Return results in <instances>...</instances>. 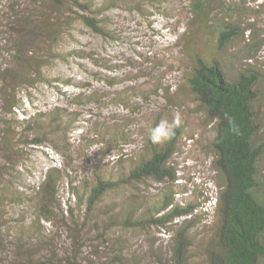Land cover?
<instances>
[{"label":"rangeland","instance_id":"1","mask_svg":"<svg viewBox=\"0 0 264 264\" xmlns=\"http://www.w3.org/2000/svg\"><path fill=\"white\" fill-rule=\"evenodd\" d=\"M212 8L216 27L225 22L241 27L224 50L217 47L215 30L202 31L192 20L191 0H64L61 7L52 0H0V73L6 77L0 78V121L40 118L29 138L28 132L15 137L18 153L12 137L0 136V264H161L159 257L170 256L185 226L194 263L205 264V247L218 223L219 189L211 121L186 87L190 53L221 57L230 78L246 66L264 75V0H218ZM41 12L53 28L23 24ZM185 31L195 40L188 43L191 34ZM261 80L257 121L264 142V76ZM80 92L98 93L104 101L71 106L69 96ZM16 99L19 107L11 115ZM57 110L63 114L54 119ZM77 111L80 120L72 125L71 113ZM177 112L175 176L125 183L89 209L81 198L85 186L89 190L98 176L115 180L128 173L147 153L149 130L171 122ZM41 132L56 135L66 149L59 153L28 142ZM50 169L60 176L47 211L11 201L16 192L33 197ZM131 201L139 215L171 218L165 225L106 227ZM176 207L192 213L180 215Z\"/></svg>","mask_w":264,"mask_h":264},{"label":"trees","instance_id":"2","mask_svg":"<svg viewBox=\"0 0 264 264\" xmlns=\"http://www.w3.org/2000/svg\"><path fill=\"white\" fill-rule=\"evenodd\" d=\"M52 1L59 7L64 5V0ZM216 1L218 0H191V17L197 23L198 29L215 30L217 47L219 50H224L242 31L239 24L232 22L215 26L216 22L212 21L214 16L212 7ZM111 3L112 1L109 5ZM137 4L136 6L141 11V6ZM84 20L94 29L102 31L93 18L86 15ZM50 21L52 22L48 14L41 12L36 16L32 14L27 17L23 24L32 25L33 28L38 29H44L46 26L53 28V25L50 26ZM187 33L191 34L188 43L195 40L191 31H185V34ZM17 47L21 52L20 42H17ZM192 52L190 54L193 60L186 76V87L196 96L205 110L207 119L211 121L214 133L210 143L213 153L212 166L217 174L219 189L216 198L218 223L205 247V264H264V167L262 164L264 142L259 139L261 124L257 121L258 102L261 96L259 86L264 75L246 66L230 78L222 64L221 57H206L198 51L193 50ZM16 56L20 57L18 53ZM0 74V78H6L3 72ZM24 76L30 77L27 74ZM66 83L70 84V82ZM103 101L104 98L98 93L92 92H80L69 96L70 105H75L77 108L86 106L88 103ZM18 107L19 101L13 100L8 109L9 113L15 114ZM62 114L63 112L59 110L55 111L54 119L55 116L61 118ZM78 114V111L71 113V118L74 119L70 120V124L73 125L80 120ZM39 120L40 118H32L20 122L14 119H2L0 136L1 138L12 137L13 145L17 146L14 150L18 153L20 144L19 139L15 140V137L24 136L28 132L29 138ZM19 129L21 132L18 131ZM178 132L179 127L166 144H153L148 138L147 153L139 157L130 171L122 177L113 180L98 176L94 184L88 188L89 190L85 186L86 195L81 198L86 201L87 207L92 210L109 190L125 183L141 182L148 178L158 181L172 179L175 172L171 160L178 141ZM28 142L34 146L50 145L59 153L66 149L56 135L49 136L43 132L40 135H34ZM2 144L6 150H13L9 142L4 141ZM59 173L58 169H50L46 172L37 191L32 195L33 197L24 193L17 195L16 192V197L10 198L11 201L18 204L31 202L47 211V203H50L58 193ZM167 200L168 204L171 199ZM177 207L173 211L180 215L192 213L190 209L178 210ZM124 208L126 213L120 212L110 217L106 227L113 224L130 228L144 227L150 222L165 225L171 218V215H161L155 219L152 212L139 215L137 206L132 201L129 207ZM39 221L40 217L35 223ZM174 242L170 256H165L164 259L159 257L161 264H195L194 254H191L193 241L189 228L181 227L175 235ZM27 262H29L28 259Z\"/></svg>","mask_w":264,"mask_h":264},{"label":"clouds","instance_id":"3","mask_svg":"<svg viewBox=\"0 0 264 264\" xmlns=\"http://www.w3.org/2000/svg\"><path fill=\"white\" fill-rule=\"evenodd\" d=\"M181 123L180 114L177 112L174 114V118L171 122L162 120L159 124L149 130V140L153 144L162 143L170 140L174 135V129L179 127Z\"/></svg>","mask_w":264,"mask_h":264}]
</instances>
